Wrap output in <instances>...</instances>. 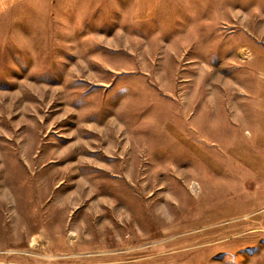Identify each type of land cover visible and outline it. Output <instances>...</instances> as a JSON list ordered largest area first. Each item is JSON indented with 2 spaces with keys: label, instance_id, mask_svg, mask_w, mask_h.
<instances>
[{
  "label": "rangeland",
  "instance_id": "obj_1",
  "mask_svg": "<svg viewBox=\"0 0 264 264\" xmlns=\"http://www.w3.org/2000/svg\"><path fill=\"white\" fill-rule=\"evenodd\" d=\"M0 264H264V0H0Z\"/></svg>",
  "mask_w": 264,
  "mask_h": 264
},
{
  "label": "crops",
  "instance_id": "obj_2",
  "mask_svg": "<svg viewBox=\"0 0 264 264\" xmlns=\"http://www.w3.org/2000/svg\"><path fill=\"white\" fill-rule=\"evenodd\" d=\"M99 35H101V33H99ZM84 41H88V40H85V38H84ZM69 43L74 44L73 41H70Z\"/></svg>",
  "mask_w": 264,
  "mask_h": 264
}]
</instances>
